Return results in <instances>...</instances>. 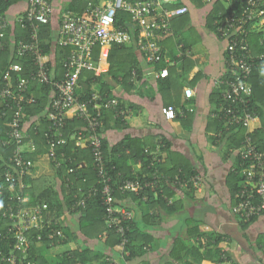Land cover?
Returning a JSON list of instances; mask_svg holds the SVG:
<instances>
[{"label": "built area", "instance_id": "obj_1", "mask_svg": "<svg viewBox=\"0 0 264 264\" xmlns=\"http://www.w3.org/2000/svg\"><path fill=\"white\" fill-rule=\"evenodd\" d=\"M181 0H107L101 5L90 4L85 14H78L71 10L62 13L61 24L57 36V43L61 47L71 48L70 54L63 61V75L53 80V72L48 66L46 54L42 53L40 46V31L44 25L51 23L53 4L51 0H27L28 7L21 18L30 27V40H17L13 43L16 54L20 57L31 55L36 70L30 71L29 76L20 77L16 85L12 84L14 73L22 71L20 64H10L3 73V84H0V119H7L4 135H0V147L12 148L8 159L2 160L0 177L4 183L0 186V194L4 190L9 194V204L0 212V220L4 221V228L13 231L14 247L11 253L3 255L2 261L7 264H36L27 259L30 248L29 233L33 230H43L49 224L53 230L47 234L49 239L56 236L65 237L63 229L59 228L58 218L46 219L48 211L46 203L27 206L28 196L24 179L32 173L34 163L26 153L36 150V143L27 130L28 115L25 105L38 103V99L30 94V86L33 83L51 84L54 88L48 111L45 115L36 117L32 125L34 133L40 130L43 120L48 122L44 136L49 146L48 155L56 167L61 164L58 153V145L65 144L63 129L70 112L75 117L86 122L72 134V139L77 147L87 146L92 151L95 169L99 176L102 189L92 187L88 193L78 198L71 205L72 211L84 207L86 202L98 192L101 194L102 204L105 209V219L110 229H114L120 237L117 247L123 255H129L127 250L128 232L130 221L133 220V211L127 206L117 203L112 187V178L108 173L102 133L105 129L104 112H114L115 118L126 120L132 110L122 106L119 98L107 93L94 91L85 99H81L77 93L80 88V77L84 70L95 71L97 60L94 58L96 46L125 44L135 39L132 33L137 32L135 43L147 62H154L161 54V47L156 41L157 33L171 31V22L174 18L188 12L187 5L168 7ZM205 4H212L213 0H201ZM227 10H221L214 19L217 35L226 42L225 77L219 81L223 90L222 102L214 109L212 117L223 121L226 130L231 127H241L245 130L241 145L236 148L240 169L235 166L233 172L240 173L244 178L242 186L235 193L233 212L240 222H247L264 214V151L254 142L253 133L264 126L262 117L252 109L253 85L251 76L256 67L264 68V54L254 55L250 42L253 27L264 25V0H247L239 10H232L230 2L225 0ZM235 2L237 0H234ZM228 8V7H226ZM231 12H228L229 10ZM126 10L131 16L129 28L116 25L117 13ZM23 25V23H22ZM24 26V25H23ZM8 21L0 13V48L3 49L2 40L6 36ZM134 39V40H133ZM169 71L164 68L159 76L166 78ZM193 95V89L185 88V97L189 100ZM189 105L182 108L175 106H163L161 112L168 120H176L186 116L187 111H192ZM221 133L223 131L221 130ZM28 145L29 148H26ZM162 143L160 146L162 147ZM152 161L148 168L152 169L161 159L158 153L145 149ZM2 158V156H1ZM81 164V163H80ZM70 168L69 172H74ZM167 181L177 192L183 194L193 190L202 189L204 177L200 174H186L183 169L175 174L174 178H168L154 169L152 178L142 180L140 178H127L122 181L119 189L123 193L141 194L147 188L156 190L161 181ZM75 197H77L75 195ZM167 198V197H166ZM148 196L143 194V200ZM168 199L171 204L172 201ZM44 240L43 234L37 235V241ZM21 253V258L18 255ZM221 260L214 264H233L226 254H222ZM108 264H119L113 256L103 259Z\"/></svg>", "mask_w": 264, "mask_h": 264}, {"label": "crops", "instance_id": "obj_2", "mask_svg": "<svg viewBox=\"0 0 264 264\" xmlns=\"http://www.w3.org/2000/svg\"><path fill=\"white\" fill-rule=\"evenodd\" d=\"M106 1L96 0V3L89 4L101 5ZM183 1L189 7L187 14L172 20V32L157 35L161 51L164 50L163 55L161 52L157 60L150 63L137 50L141 68L139 77L134 71L133 81L125 85L121 76L115 81L114 76L109 74L111 66L109 55L114 44L96 46L100 48V51L94 73L102 76V80L111 85L110 95L119 98L132 110L125 125L116 123L112 117L109 118L102 133L103 138L113 146L126 136H131L142 143L144 150L149 149L151 152L158 153V157L165 165L170 167L177 164L187 165L190 170L202 175L204 177L202 189L181 194L171 186L174 195L167 197L172 203L177 204V210L172 214L162 210L161 224L145 226L146 230L154 235L155 240L143 256L132 261L125 260V256L117 245L109 248L97 239L86 240L78 231V210L72 211L71 208L64 207V213L58 219L64 226L63 230L69 241L52 248H46L43 243H37L38 250L52 264L56 262L60 254L80 246H90L91 250L99 251L104 255L100 259L86 261L83 264H100L106 256H113L119 264H197L199 254L207 255L200 264H214L215 261L209 258L212 254L209 252L210 246L207 245L214 243L213 240L209 242L210 235L214 233L221 236L218 247L230 257L233 263L264 264V214L253 220L240 222L233 212L236 200L233 193L232 168L239 160L236 151L238 147L234 144L237 140L240 141L237 139L239 135L233 132L221 133L219 129L217 131L214 123L216 120L212 117L217 105V93L223 90L219 81L225 77L226 42L220 39L209 26L212 5L194 0ZM73 2L75 3V0H52L51 26L55 38L59 32L61 14ZM77 3L78 5L74 4V6L77 5L78 8L81 4L85 5V1ZM27 7V0H14L11 3L3 14L8 21V28L11 27L12 30L17 28ZM256 28L263 32L264 25ZM179 40L182 42L180 45H178ZM261 43H264V39H261ZM255 44L256 42L252 43L256 52ZM184 45L187 48L188 59L185 62L180 61L181 48ZM46 56V60L54 63V52L47 53ZM50 68L56 76L57 70L52 65ZM164 68L169 71L167 77L174 78L171 85H164L162 82L164 78L159 76ZM172 68L174 70L171 72ZM59 74L57 72V75ZM260 74L264 77V68L260 70ZM62 75L63 68L59 78ZM187 87L193 89L190 100L185 97ZM99 88L96 84L95 89L99 91ZM47 97L49 101L44 115L48 111L52 95L48 93ZM184 105L193 108L184 118L168 120L161 112L163 106H175L179 109ZM43 114L40 115L43 116ZM74 118H76L75 115L70 112L67 120ZM243 133L245 134V130ZM26 148H29L28 145ZM33 163L31 178L41 182L37 184L36 191H41L43 184L59 189L60 181L47 151L39 155ZM85 165L86 162H82L80 167ZM141 168L139 160L134 165V170L139 172ZM32 187L33 184L29 182L26 187L29 194ZM29 194L26 192L28 200ZM129 194L122 205L132 210L133 219L143 224V215L152 211L147 205H138L133 200L132 194ZM59 195L61 196V193ZM195 224H198L199 230L195 228ZM78 233L79 236H76ZM199 241L202 244L200 253H197L198 251L192 247Z\"/></svg>", "mask_w": 264, "mask_h": 264}, {"label": "trees", "instance_id": "obj_3", "mask_svg": "<svg viewBox=\"0 0 264 264\" xmlns=\"http://www.w3.org/2000/svg\"><path fill=\"white\" fill-rule=\"evenodd\" d=\"M14 0H0V13L3 15L5 14L6 10L9 8L11 3ZM52 1V0H51ZM85 1V5L79 6L77 2ZM128 1H137V0H128ZM199 3H204L201 0H194ZM214 2L212 5V12L209 16V26L216 32V26L213 24L214 19L218 17V14L221 10L229 9V6H226L225 0H213ZM247 0H237L236 2L233 0L230 2V7L232 10L236 9L239 10ZM89 3H96V0H75V3H71L69 8L66 10H71L78 14H85L87 11ZM74 4H77L74 6ZM205 4V3H204ZM180 5H186L183 0L173 5H167L168 7H176ZM228 7V8H226ZM228 12H231L232 10ZM64 10L63 12H65ZM62 12V13H63ZM187 14V13H186ZM185 15V14H184ZM184 15H181L184 16ZM62 17V14H61ZM116 25L123 26L125 28H129V24L131 21V16L126 10H119L117 13L116 18ZM23 23V25H22ZM130 29V28H129ZM30 27L29 24H26L25 21L20 22L19 25L15 30L12 28H8L6 31V36L3 38L2 43L4 48H0V84H3V73L4 70L12 63L22 65L23 69L19 73H14V78L12 80V84L15 86L17 81L20 77L29 76L30 71L36 70L37 66L34 65L33 58L31 55L20 57L16 54L13 48V43L17 40H30ZM173 31L172 24H171V31L166 34H169ZM250 42L251 45L253 42H256V52L253 49L254 55L264 54V43H261V39H264V30L258 31L257 28L254 26L251 31ZM161 32L157 33L160 34ZM164 34V33H161ZM217 34V33H216ZM133 38L136 40L137 32L132 33ZM220 38V37H219ZM133 39V40H134ZM221 39V38H220ZM135 40L130 43L125 44H114L112 47L111 55H109L110 59V70L109 74L114 76V80L117 81L121 76L122 81L125 85L132 82V78L135 74L139 77V73L141 72V68L137 50H139ZM156 41L159 44L156 36ZM40 46L42 49L43 54L53 53L54 52V63L49 62L48 66L51 65L57 70L56 76L53 74V80L59 79V76L62 72L63 62L61 60L65 59L69 54L71 48L69 47H61L57 43V38L54 36L53 27L51 23L44 25L40 31ZM182 42L179 40L178 45ZM160 45V44H159ZM161 47V46H160ZM99 51L100 48L97 47L95 49L94 58L98 60L99 58ZM141 52V51H140ZM187 48H181V60L180 61H187ZM164 50H162L163 55ZM143 55V53L141 52ZM144 57V55H143ZM64 61V60H63ZM156 61V60H155ZM154 61V62H155ZM150 62V63H154ZM174 69L172 68L170 71L172 72ZM260 68L256 67L252 76L251 82L253 85V96H252V109L254 112L259 114L262 119L264 117V77L260 74ZM57 72L60 74L57 75ZM173 77H166L162 80L164 85H171L173 82ZM81 88L77 90L78 95L81 99L87 98V96L91 95L92 92L97 91L95 89V85H99V92L101 93H110L111 85L106 83L102 80V76L95 75L94 71L84 70L80 77ZM54 88L51 84H39L33 83L30 86L29 92L27 95H34L38 99V103L33 105H25V110L27 112L28 118L27 119V130L30 134V137L37 143L36 150L30 153H26L29 159L33 162L38 158L39 155L42 153L49 152V146L46 142L44 132L47 129L48 122L44 119L42 126L37 134L34 133L32 129V125L35 122V118L41 116L45 109L47 108L49 98L47 94L53 95ZM110 95V94H109ZM217 106L220 105L222 102V95L221 93H217ZM113 96V95H111ZM219 98V99H218ZM190 100V99H189ZM215 98L213 99V101ZM121 101V100H120ZM122 103V101H121ZM125 106V104H121ZM2 109H0L1 114ZM105 110V124L108 123L109 118H113L116 123L120 125H125L128 122L129 117L126 120L117 119L115 118L114 112ZM214 112V111H213ZM190 111H187L186 115L189 114ZM44 115V114H43ZM185 117V116H184ZM184 117H178L184 118ZM216 121L214 123L217 126V131L222 130L225 134L233 132L238 134L240 141L237 140L236 146L239 147L241 145L242 140L244 139L243 133L244 129L241 127L233 126L229 130H226L223 126V121L214 118ZM8 118L0 119V135L3 136L5 132V124L7 123ZM264 121V119H263ZM86 122L81 118H74L66 120V126L63 129V137L67 140L65 144L58 145V153H64V157L60 156L61 164L59 167H56L55 163L52 162L56 176L60 181L59 189L51 187V185L44 186L40 188L41 191H36L35 188L38 187L37 184L41 183L31 178V175L25 177L24 181L31 185L33 184L32 189H30V194L27 189L25 191L29 194V200L26 203L27 206H34L38 203L43 204L46 203L48 205V211L45 215L46 219L58 218L61 217L64 213V207L71 208V205L76 202L78 198L84 197L85 193H88V190L92 187H97L98 191L102 189L101 183H99V176L97 170L95 169L94 157L92 151L87 147H77L75 145V141L72 139V134L75 130L80 127H84ZM219 129V130H218ZM244 134V135H243ZM252 138L254 142L258 145V147L263 150L264 149V126L258 130H256ZM234 139H236L234 137ZM103 147L105 152V160L107 163L108 173L112 178V187L114 188V194L117 199V203L122 204L124 199L128 197L129 193H123L119 189L120 184L124 179L127 178H140L142 180L152 178L153 171L155 168L158 169L160 173L164 176L169 178H174L175 174L179 171V169H183L186 174H194L195 171L190 170L189 166L187 165H172L170 167L165 165L164 163H156L155 166L150 169L148 168L150 162L152 161V156H150L147 152H145L144 148L142 147V143L136 139H133L131 136H126L123 140L116 143L115 145L111 146L107 139L103 138ZM12 148L7 147L3 149L0 147V167L2 166V160L4 158L8 159L11 155ZM2 156V158H1ZM141 161V171H135L134 165ZM86 162L85 166L80 167V163ZM241 160H238L237 165L235 166L238 170L240 169ZM70 168H74V172H69ZM232 174L234 177V185H233V193L235 195L236 191L242 186L244 178L241 176L240 173L233 172ZM4 183V179L0 177V186ZM37 186V187H36ZM44 186V187H43ZM43 188V189H42ZM4 190V194H0V212H2L11 201L9 200V194ZM61 193V196L59 195ZM133 200L136 201L138 205H147L149 212L142 217V223H138L135 219L130 221V230L128 232V243H127V250L129 251V255H124L125 260L132 261L140 256H143L147 249L152 246L155 237L154 235L146 230L145 226L151 225L154 226L156 224H161L163 221L162 210L165 211L167 214H172L174 211L177 210L178 206L176 203H169L168 197L174 195L173 188L165 181H161L160 185L156 188V190H151L147 188L145 192L141 194L131 193ZM143 194L148 196L147 200H143ZM75 195L77 197H75ZM168 196V197H167ZM167 197V198H166ZM235 197V196H234ZM78 231L81 236L85 237L86 240H99L104 243L107 247H115L119 241L120 237L116 233L114 229H110L107 225L105 217V209L104 205L102 204L101 194L98 192L95 196L91 197L87 200L86 205L83 207L78 208ZM255 218V217H254ZM253 220V219H252ZM4 221L0 220V264H7L2 261V256H8L14 247V238H13V231L9 228H4ZM59 228L64 229L62 223L59 225ZM195 228L199 230L198 224H195ZM53 230L51 224H49L43 230H33L29 233L28 237L30 238V248L28 252L27 259L30 261H35L36 264H52L48 259L44 257V255L38 250L37 246V235L43 234L44 240L39 243H43L46 248L57 247L62 244L67 243L69 240L68 238H60L55 237L54 239H49L47 234ZM64 231V230H63ZM78 235L76 236H79ZM215 234V233H214ZM210 235L209 239L212 243H208L209 252L212 256H209L210 259L215 261V263L219 262L221 259L222 254H226L224 251L220 250L218 247V243L221 241L220 235ZM75 236V237H76ZM200 236V235H199ZM202 242H197V244L192 247L194 248L195 252L200 253V247ZM18 255L21 258V253L18 252ZM227 255V254H226ZM101 256H104L103 253L100 254L99 251L91 250L90 246L88 247H77L75 250L70 252H64L60 254L54 264H83L86 261H93L100 259ZM207 257L202 256L199 254L197 259V264H200L203 259ZM100 264H108L104 260ZM193 264V263H190ZM235 264V263H233Z\"/></svg>", "mask_w": 264, "mask_h": 264}]
</instances>
